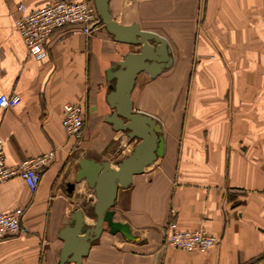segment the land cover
Masks as SVG:
<instances>
[{"label":"crops","instance_id":"obj_1","mask_svg":"<svg viewBox=\"0 0 264 264\" xmlns=\"http://www.w3.org/2000/svg\"><path fill=\"white\" fill-rule=\"evenodd\" d=\"M52 1L0 0V93L20 97L0 108L6 162L55 152L35 191L21 177L0 183V213L24 208L26 229L0 241V264H60V231L74 211L95 222V190L75 181L81 158L117 167L138 141L106 117L107 72L139 46L104 25L91 35L57 30L36 58L15 27V8ZM109 10L168 41L171 66L155 77L139 72L131 91L134 111L162 125L165 146L118 190L114 219L134 238L105 226L82 264H264V0H110ZM66 103L83 108L78 142L62 125ZM171 220L219 241L205 252L168 245Z\"/></svg>","mask_w":264,"mask_h":264},{"label":"water","instance_id":"obj_2","mask_svg":"<svg viewBox=\"0 0 264 264\" xmlns=\"http://www.w3.org/2000/svg\"><path fill=\"white\" fill-rule=\"evenodd\" d=\"M110 0H94L102 24L113 34L115 40L138 45V51L130 52L113 64L108 78L114 84L107 95L113 112L106 117L117 130L126 131L131 138L138 139L133 150L113 167L109 160L97 161L83 157L75 181L85 179L95 190L93 206L95 222L90 225L82 209L74 211L70 224L60 231L63 245L60 264H82L91 244L102 234L105 226L111 233L121 232L126 238H134L128 223L114 219L113 206L119 188L128 187L133 175L144 171L157 157L163 155L165 140L162 125L147 113L134 111L131 91L139 72L145 71L155 77L171 66L173 57L168 41L158 33L142 30L138 23L122 24L116 21L109 10ZM75 186L68 184L69 191Z\"/></svg>","mask_w":264,"mask_h":264},{"label":"built area","instance_id":"obj_3","mask_svg":"<svg viewBox=\"0 0 264 264\" xmlns=\"http://www.w3.org/2000/svg\"><path fill=\"white\" fill-rule=\"evenodd\" d=\"M14 24L28 52L36 58H43L47 54L50 36L57 30H79L91 35L103 25L93 0H53L36 9H28L26 4L19 3L15 8ZM19 102L18 95L0 93V108L6 109ZM62 125L67 135L76 142L83 137L85 119L80 104L64 105ZM54 154V151H49L9 165L6 162L4 139L0 136V183L13 177H21L29 189L35 191L44 167L53 159ZM24 212V208L17 207L0 213V241L26 230L23 226ZM167 226L166 243L182 250L205 252L219 241L205 228L180 229L173 220Z\"/></svg>","mask_w":264,"mask_h":264},{"label":"rangeland","instance_id":"obj_4","mask_svg":"<svg viewBox=\"0 0 264 264\" xmlns=\"http://www.w3.org/2000/svg\"><path fill=\"white\" fill-rule=\"evenodd\" d=\"M139 48H140V47H139ZM136 142H137V141H136ZM136 142H135V143H136Z\"/></svg>","mask_w":264,"mask_h":264}]
</instances>
